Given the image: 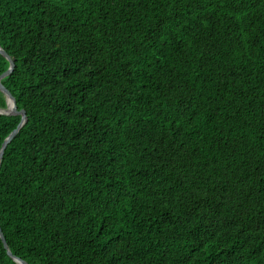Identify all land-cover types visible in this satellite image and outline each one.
<instances>
[{"label": "trees", "instance_id": "1", "mask_svg": "<svg viewBox=\"0 0 264 264\" xmlns=\"http://www.w3.org/2000/svg\"><path fill=\"white\" fill-rule=\"evenodd\" d=\"M0 47L15 258L264 264V0H0Z\"/></svg>", "mask_w": 264, "mask_h": 264}, {"label": "water", "instance_id": "2", "mask_svg": "<svg viewBox=\"0 0 264 264\" xmlns=\"http://www.w3.org/2000/svg\"><path fill=\"white\" fill-rule=\"evenodd\" d=\"M0 53L1 55L6 58L9 63H10V68L9 70L3 74L1 77H0V92L3 93V95L5 96L6 100H10L12 101L13 103V106H14V109H13V112L12 113H6L5 110H1L0 109V115H5V116H18V115H21L23 118H22V123L19 125L18 129L15 130L8 138L7 140L5 141V143L3 144V147H2V150L0 151V164H1V161H2V158H3V155H4V152L5 150L7 149V147L12 143V141L16 138V136L18 135L19 131L21 130V128L25 125V123L27 122V114L25 111H21L19 112L18 110V107H17V103H16V100L14 99V97L12 96V94L6 89V87L2 84V81L6 78H8L15 70V62L13 61V59L5 52L1 49L0 47ZM8 106V105H7ZM0 238L4 244V248L7 250L8 252V255L15 259V261L18 263V264H27L26 262L22 261V260H19L17 258H15L10 249H9V246L7 244V241H6V238L4 236V233L0 227Z\"/></svg>", "mask_w": 264, "mask_h": 264}, {"label": "bare ground", "instance_id": "3", "mask_svg": "<svg viewBox=\"0 0 264 264\" xmlns=\"http://www.w3.org/2000/svg\"><path fill=\"white\" fill-rule=\"evenodd\" d=\"M8 102H10L11 106H12V111L10 112L9 109H6L5 112L6 113H12L13 112V109H14V106H13V103L12 101H10L9 99L7 100V105L9 106Z\"/></svg>", "mask_w": 264, "mask_h": 264}, {"label": "rangeland", "instance_id": "4", "mask_svg": "<svg viewBox=\"0 0 264 264\" xmlns=\"http://www.w3.org/2000/svg\"><path fill=\"white\" fill-rule=\"evenodd\" d=\"M9 106H7V109H9V111L11 112L12 111V106L10 104V102H8Z\"/></svg>", "mask_w": 264, "mask_h": 264}]
</instances>
